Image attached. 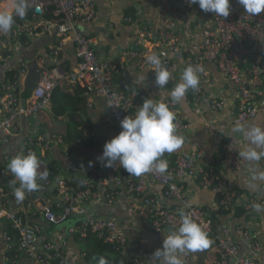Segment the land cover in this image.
I'll return each mask as SVG.
<instances>
[{
  "label": "built area",
  "instance_id": "2783aa9c",
  "mask_svg": "<svg viewBox=\"0 0 264 264\" xmlns=\"http://www.w3.org/2000/svg\"><path fill=\"white\" fill-rule=\"evenodd\" d=\"M4 0H0V5ZM161 15L168 16V24L151 31L146 27L137 28L130 36V48L127 58L137 67L147 69L154 77V66L148 62L149 55H158L162 64L171 73L173 82L178 68L182 71L188 65L199 66L200 85L196 90L189 89L191 101L197 105L202 96V83L210 79V72L205 63H213L220 74L231 83L234 91V102L228 106L222 99L212 101V110L220 115L227 112L232 122L245 123L264 110V15H249L238 0H230L231 10L228 17H221L209 12L212 25L198 28L191 32L188 39L175 23L180 17L177 2L187 7H199L190 0H153ZM30 12L23 17L14 16L15 23L5 34L0 32V62L7 59L12 51L13 41L21 37L27 39L54 32L57 44L51 46V54L56 58L64 40L70 38L78 62L71 71H65L55 65L43 67L35 88L21 100L16 92L18 83L25 76L26 68L21 67L16 76L0 85V145L11 139L18 140L15 155L34 152L48 162L54 145L65 146L67 137L57 134H31L18 131L17 119L32 117L40 125L47 116L51 104L53 89L60 83H69L81 87L85 93L103 99L107 111L118 128L126 116L134 117L143 101L137 89H121L115 82L117 69L97 55L91 37L77 29L78 25L88 23L95 17L93 0H26ZM36 8L39 12L31 11ZM27 12V11H26ZM46 13L50 17H45ZM170 110L175 112L176 130L185 126L178 109L171 97L163 99ZM91 102V101H90ZM90 105V103H88ZM227 107V108H226ZM46 119L44 118V121ZM43 121V122H44ZM227 124L221 119L207 120L204 130L207 134L220 137L225 133ZM84 135L75 142L89 139ZM72 142V141H71ZM221 145V144H220ZM226 150V145L222 146ZM65 154L70 150L66 148ZM228 164L237 173L243 169L246 160L238 151H226ZM201 151L190 149L181 151L167 161V170L161 174L156 171L140 176L129 175L119 165L104 169L88 165L84 160H74L70 165V175L61 179L56 191L47 195L42 185H49L54 180L48 176L45 181H38L41 187L34 192H26L21 202L24 209L10 207L14 201V189L19 182L10 175L8 164L10 156L6 153L0 166V220L8 223L14 235L3 231L2 239L5 248L12 256L10 263L23 259L25 264H90L75 262L70 256L72 237H84L94 234L108 243L114 252L121 253L127 245L125 229L116 221L103 217H88L87 205L105 204L112 206L118 202V196L138 197L130 207L138 214L144 227L157 238L166 236L170 230L179 227L181 211H185L202 226L208 235L216 241L215 253L218 264H226L235 259L236 264H264V243L254 240L251 235L241 230V238L249 249L247 257L239 256L240 244L234 239L231 229L225 225L215 232L214 217L225 213L231 207L233 195L222 193L208 209L190 203L183 188L184 180L196 181L202 188L222 187V176L214 166L200 162ZM86 167L87 172L79 177L78 172ZM47 171L46 168L40 169ZM155 182L162 187V194L175 203L174 208L164 206L161 201L147 193L148 186ZM253 203L264 204V200L250 198L246 208L252 210ZM83 217L82 220H77ZM38 218V219H37ZM77 220L69 227L63 228L64 236L58 230L47 236V226L59 225L70 220ZM42 220L44 223H41ZM84 257L85 253H81ZM152 256V255H151ZM134 256L127 261L130 264H157L158 261Z\"/></svg>",
  "mask_w": 264,
  "mask_h": 264
},
{
  "label": "crops",
  "instance_id": "0c3cea01",
  "mask_svg": "<svg viewBox=\"0 0 264 264\" xmlns=\"http://www.w3.org/2000/svg\"><path fill=\"white\" fill-rule=\"evenodd\" d=\"M93 2L96 11L94 19L78 25L77 29L93 39L95 51L100 59L109 62L117 69L115 75L117 85L125 90L137 89L142 101L147 98L159 101L170 97L171 90L180 81L181 68H178L172 82L173 87L165 86L159 89L155 83V77L147 69L131 63L126 54L130 48V36L134 30L146 27L154 31L160 26L167 25L169 17L159 13L153 0H93ZM11 4L12 0H4L0 5V11L9 9ZM177 7L180 10V17L174 26L175 30L185 35V39H188L194 30L212 25V16L209 12L206 13L199 7H187L180 2H177ZM260 14L264 15V12ZM55 44H57V37L53 31L26 38L24 42L21 39L13 41L10 56L0 62V85L7 83L11 71H17L21 67L26 68V64L31 60H35L39 67L49 68L56 64L57 67L67 72L71 71L78 62L71 39L64 40L56 58L51 54V46ZM204 66L211 75L209 80L202 83L203 96L200 102L195 105L191 101L189 90L183 100L177 102L185 126L181 131L176 130V133L184 138V145L173 153H164L162 158L169 159L181 151L198 149L202 154L200 162L216 168L223 179L222 187L202 188L196 181L188 179L182 183L185 194L191 204L204 209L212 206L222 193L228 192L233 195L234 201L231 202V207L225 213L214 217L215 232L218 233L219 229L225 225L229 226L234 239L240 244L239 256L247 257L249 249L243 242L240 231L245 230L254 240L264 243V212L257 213L253 209H247L246 206L250 198L264 200V190L257 191L249 186L251 173L247 161L243 169L237 173H234L228 164L226 151H238L229 148L233 139L228 136L230 127L234 123L226 111L218 115L212 110L211 105L214 99H222L228 104L227 107L232 106L234 91L231 83L220 74L213 63L207 62ZM23 79L24 77L17 86L19 91L17 94L21 100L27 98L25 97L27 93L23 90ZM76 87L63 83L53 89L47 116L42 118L40 125L35 124L32 117H20L16 121L18 131L25 133L59 134L67 137V131H83L84 135L90 136L83 142L72 141L65 146L54 145L52 147L49 159L54 162L57 171L51 184L41 187L47 195L54 194L58 182L68 178L71 174L69 168L74 160H84L88 165L101 169L106 168L102 162L97 160V157L102 155L106 141L116 136L119 131L103 99L84 91L81 95H73ZM213 119H221L227 124L225 133L220 137L211 136L204 130V123ZM249 121L264 123V110L245 123ZM234 140L236 143L233 147L242 149L246 143L238 133L235 134ZM17 143L18 140L13 138L9 143L0 145V166L3 155L7 153L10 159L14 156ZM223 145H226V150L222 148ZM66 148L70 150L69 155L65 154ZM39 161L40 169L44 170L45 160L39 156ZM259 168L264 170V159L259 162ZM8 171L10 175H13L9 168ZM86 172L87 168L84 167L78 172V176L82 177ZM12 181L14 180H10L9 183ZM259 184L261 189H264V181H260ZM147 193L158 198L164 206L175 207L172 200L163 196L162 187L159 184L151 182ZM137 199L138 197L120 195L118 202L112 206L105 204L86 206L88 217L111 219L125 229L127 245L119 253V258L126 261L134 256L150 257L157 248L162 247L164 239V237L157 238L152 231L146 229L138 214L130 207V203ZM11 206L18 209L25 207L23 203L15 199L10 204ZM71 220L76 222L73 218ZM7 226V222L0 220V264H12L9 261V251L5 248L1 237ZM65 227L47 226V236L55 230H58L60 236H64L63 228ZM208 236L212 241L211 245L203 251L184 256L183 264H218L215 259L216 241L213 236ZM77 240L75 237L71 238L70 256L75 262H88L81 255ZM13 264H25V261L18 259ZM226 264H236V261L230 259Z\"/></svg>",
  "mask_w": 264,
  "mask_h": 264
},
{
  "label": "clouds",
  "instance_id": "9594fccd",
  "mask_svg": "<svg viewBox=\"0 0 264 264\" xmlns=\"http://www.w3.org/2000/svg\"><path fill=\"white\" fill-rule=\"evenodd\" d=\"M191 4H198L204 12L228 17L231 10L230 0H190ZM245 12L255 16L264 12V0H238ZM26 0H12L9 9L0 11V32L7 34L15 23L14 16L23 18L26 15ZM148 62L154 66L155 83L159 89L164 88L171 73L162 64L158 55H149ZM199 66L188 65L180 75V81L175 84L170 92L173 103L183 100L189 89L196 90L200 85ZM143 79V77H141ZM176 114L170 110L163 99L156 101L145 99L134 117L126 116L120 121L121 131L106 141L102 155L97 160L105 167L119 165L129 175L140 176L156 171L165 173L167 161L162 159L164 153H173L184 145V138L176 133L174 123ZM240 134L246 142L243 148L233 147L236 143L235 134ZM228 137L233 139L230 149L238 150V155L248 162L251 173L249 186L257 191H262L259 184L264 181V170L259 168V162L264 159V123L249 121L247 123H235L230 127ZM8 168L14 175V195L17 202L25 199V193L38 190L41 185L38 181H45L47 171H40V161L34 152L20 153L13 156ZM255 212H264V204L253 203ZM180 225L169 231L164 236L162 247L157 248L151 256L159 264H183L184 256L207 249L212 241L207 232L198 224L191 214L181 211ZM98 264H109L104 256H100Z\"/></svg>",
  "mask_w": 264,
  "mask_h": 264
},
{
  "label": "trees",
  "instance_id": "16d2710c",
  "mask_svg": "<svg viewBox=\"0 0 264 264\" xmlns=\"http://www.w3.org/2000/svg\"><path fill=\"white\" fill-rule=\"evenodd\" d=\"M26 14L28 16L30 15V12L27 11ZM45 17H50V14L46 13ZM20 39L23 42L26 41V37L24 36L21 37ZM16 73H17L16 71L13 72L11 71L8 76L9 77L8 80L13 79L16 76ZM166 87H173L172 82L169 81ZM83 91L84 90L81 87L77 86L76 89L73 90V95L74 94L81 95L83 94ZM80 99H84V98L80 97ZM51 100H52V96H51ZM54 106L56 107L55 104ZM82 137H83V131H67V139L69 140V142L76 141L78 139H81ZM46 170L48 176H54L56 174L57 167L52 160H48V162L46 163ZM39 221L41 223H44L42 220ZM5 231L14 235L13 230L9 226H7ZM75 239H78L77 241L79 242L80 251L85 253L84 258L88 260L90 264H98V259L100 256H104L108 260L109 264H130L128 261L120 259L119 258L120 254L118 252H114L108 243L104 242L101 238L96 237L92 233H88L84 237L76 236ZM12 254H13L12 251H10L9 257H11Z\"/></svg>",
  "mask_w": 264,
  "mask_h": 264
},
{
  "label": "water",
  "instance_id": "95a60500",
  "mask_svg": "<svg viewBox=\"0 0 264 264\" xmlns=\"http://www.w3.org/2000/svg\"><path fill=\"white\" fill-rule=\"evenodd\" d=\"M30 10L35 11L37 13L39 12V10L36 8ZM43 70H44L43 67H39L35 60H31L26 64V73L23 79V90L24 93H27L25 97H27L31 93V91L35 88L37 82L39 81L40 74L43 72ZM16 92H19L18 89H16ZM82 219L83 217L77 220H82ZM65 224L66 227H69L70 225L74 224V221L70 219L66 221Z\"/></svg>",
  "mask_w": 264,
  "mask_h": 264
},
{
  "label": "rangeland",
  "instance_id": "374dc122",
  "mask_svg": "<svg viewBox=\"0 0 264 264\" xmlns=\"http://www.w3.org/2000/svg\"><path fill=\"white\" fill-rule=\"evenodd\" d=\"M66 224H65V222L63 223V224H59V227H62V226H65Z\"/></svg>",
  "mask_w": 264,
  "mask_h": 264
}]
</instances>
